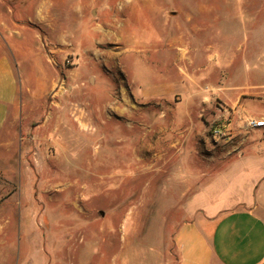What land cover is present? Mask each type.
I'll return each mask as SVG.
<instances>
[{
  "label": "rangeland",
  "instance_id": "obj_1",
  "mask_svg": "<svg viewBox=\"0 0 264 264\" xmlns=\"http://www.w3.org/2000/svg\"><path fill=\"white\" fill-rule=\"evenodd\" d=\"M35 1L42 7L52 2L76 7L61 56L49 48L62 47L53 40L62 33V7L39 9L42 19L31 20ZM142 1L0 0V53L6 49L1 34L26 20L16 27L29 38L39 34L44 66L55 73L39 103L25 91V107L20 102L10 117L8 162L0 144V240L21 243L22 261L29 256L30 264L176 263L173 236L184 219V203L221 163L217 138L223 136L214 130L224 131L229 121L216 115L223 109L215 89L221 78L204 71L208 54L197 57L190 50L197 60L182 73L178 66L160 72L163 63L156 68L149 62L151 51L164 42L160 35L175 30L173 19L161 34L164 20L154 17L146 36L154 46H127L102 35L120 27L122 36L142 42L138 25L114 24L136 16L130 7H141ZM153 1L165 7L182 0ZM116 6L124 10L108 8ZM190 25L183 23V28L189 32ZM166 78L173 88H189L186 94L179 89L170 95L173 105L133 96L132 90L163 88L170 82ZM200 91L202 97L192 101ZM52 99L60 104L51 108ZM175 101L179 105L173 108ZM250 106L264 112L259 102ZM49 111L54 114L47 121ZM19 132L26 135L20 143Z\"/></svg>",
  "mask_w": 264,
  "mask_h": 264
},
{
  "label": "crops",
  "instance_id": "obj_2",
  "mask_svg": "<svg viewBox=\"0 0 264 264\" xmlns=\"http://www.w3.org/2000/svg\"><path fill=\"white\" fill-rule=\"evenodd\" d=\"M155 3L143 0L137 13L134 12L137 8L130 7L136 16L132 14L122 22H114L123 26L138 25L143 34L142 42L131 40L130 34L122 36L120 27L115 31L107 29L102 35L112 41L118 39L127 46H154L151 41L146 42L154 17L159 15L164 20L161 34H166L173 19L175 30L165 37L160 35L164 42L160 40L158 49L151 51L153 60L148 61L156 68H161L163 63L164 70L160 72L169 73L178 66L182 73L194 64L197 57L208 54L207 65L201 62L204 71L212 74L213 79L221 78V85L218 80L212 82L213 88L218 84L215 89L223 101V109L219 108L216 115L221 113L226 117L230 129L229 136L217 138L221 163L213 164L210 177L184 203V219L173 236L177 252L175 264H264V128L246 127L248 116L264 117V112L259 113L250 106L253 102L264 105V0H182L165 7L162 3ZM44 5L31 2V20L42 19L44 13L39 9L50 10L55 5L62 7V33L53 37L62 43V47L59 44L49 48L54 56H61L66 48L63 43L67 41L66 30L70 29L72 8L76 7L67 2ZM108 8L118 11L120 6ZM120 10L123 11L124 7ZM99 13L97 11L95 15ZM22 21L14 24L22 25L26 20ZM183 23H191L189 32L183 28ZM16 26L10 29L8 25V32L4 30L5 33L1 34L6 51L0 53V144L5 149L1 154L4 155L5 151L9 154L2 158L7 162L13 146L7 135L8 122L20 102L22 108L25 107L23 93L28 91L39 103L44 92L52 87L50 80H55V73L44 66L45 55L39 34L34 33L29 38L21 27ZM199 41L204 43L205 51L202 49V52L205 54L199 53L203 46L193 43ZM190 50L196 52L197 57L189 54ZM57 69L60 71L63 67L59 65ZM179 89L183 94L189 90L182 84L173 88L170 81L161 89H137L132 93L143 102L158 100L173 105L170 95ZM203 94L200 91L198 96L190 99L194 101ZM200 101L204 104L203 100ZM175 103L173 108L179 105V102ZM53 104L60 103L52 99L51 108ZM62 105L64 107L65 103ZM53 114L49 111L45 120L49 121ZM59 118L57 115L56 120ZM17 137L20 143L26 135L19 132ZM2 213L0 210V217ZM3 228L0 224V230ZM21 246V243L9 242L6 237L0 240V264H30L29 256L22 261L17 251Z\"/></svg>",
  "mask_w": 264,
  "mask_h": 264
},
{
  "label": "built area",
  "instance_id": "obj_3",
  "mask_svg": "<svg viewBox=\"0 0 264 264\" xmlns=\"http://www.w3.org/2000/svg\"><path fill=\"white\" fill-rule=\"evenodd\" d=\"M246 127L247 128H264V117H254L248 116L246 118ZM215 134H221L223 138L229 136L230 129H229V122L227 123V127L224 131L221 132L220 129L214 130Z\"/></svg>",
  "mask_w": 264,
  "mask_h": 264
},
{
  "label": "bare ground",
  "instance_id": "obj_4",
  "mask_svg": "<svg viewBox=\"0 0 264 264\" xmlns=\"http://www.w3.org/2000/svg\"><path fill=\"white\" fill-rule=\"evenodd\" d=\"M141 160H144V159H141ZM150 169V168H149Z\"/></svg>",
  "mask_w": 264,
  "mask_h": 264
}]
</instances>
